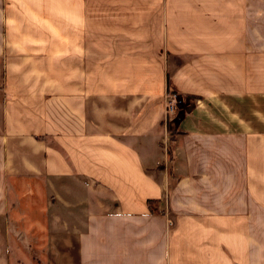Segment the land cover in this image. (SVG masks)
<instances>
[{"label": "crops", "instance_id": "crops-1", "mask_svg": "<svg viewBox=\"0 0 264 264\" xmlns=\"http://www.w3.org/2000/svg\"><path fill=\"white\" fill-rule=\"evenodd\" d=\"M0 235V264H264V0H0Z\"/></svg>", "mask_w": 264, "mask_h": 264}, {"label": "built area", "instance_id": "built-area-1", "mask_svg": "<svg viewBox=\"0 0 264 264\" xmlns=\"http://www.w3.org/2000/svg\"><path fill=\"white\" fill-rule=\"evenodd\" d=\"M181 101L175 93L167 92L164 96L163 116L165 120L173 118ZM169 224H171L169 220Z\"/></svg>", "mask_w": 264, "mask_h": 264}, {"label": "rangeland", "instance_id": "rangeland-1", "mask_svg": "<svg viewBox=\"0 0 264 264\" xmlns=\"http://www.w3.org/2000/svg\"><path fill=\"white\" fill-rule=\"evenodd\" d=\"M179 114V109L176 111V113L173 115V119H175ZM1 236V235H0Z\"/></svg>", "mask_w": 264, "mask_h": 264}]
</instances>
